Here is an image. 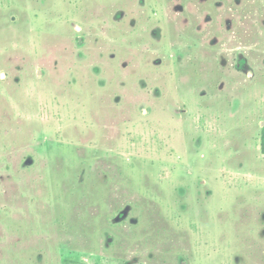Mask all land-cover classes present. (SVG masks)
Segmentation results:
<instances>
[{
	"label": "rangeland",
	"instance_id": "1",
	"mask_svg": "<svg viewBox=\"0 0 264 264\" xmlns=\"http://www.w3.org/2000/svg\"><path fill=\"white\" fill-rule=\"evenodd\" d=\"M264 0H0V264H264Z\"/></svg>",
	"mask_w": 264,
	"mask_h": 264
},
{
	"label": "trees",
	"instance_id": "2",
	"mask_svg": "<svg viewBox=\"0 0 264 264\" xmlns=\"http://www.w3.org/2000/svg\"><path fill=\"white\" fill-rule=\"evenodd\" d=\"M261 151L264 154V126L261 129Z\"/></svg>",
	"mask_w": 264,
	"mask_h": 264
}]
</instances>
